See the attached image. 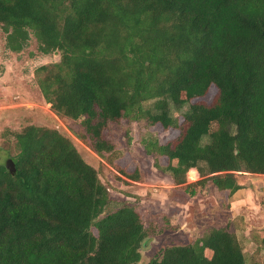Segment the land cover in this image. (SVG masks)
<instances>
[{
    "label": "trees",
    "instance_id": "16d2710c",
    "mask_svg": "<svg viewBox=\"0 0 264 264\" xmlns=\"http://www.w3.org/2000/svg\"><path fill=\"white\" fill-rule=\"evenodd\" d=\"M0 28L13 53L33 36L60 55L35 69L41 95L120 176L143 178L116 154L115 127L139 121L172 131L143 146L176 184L197 179L191 195L211 187L229 208L238 172L264 174V0H0ZM171 105L186 109L181 120ZM13 136L16 174L0 164V264H138L157 234L138 204L105 213L114 198L57 129ZM147 264L247 263L237 236L213 227Z\"/></svg>",
    "mask_w": 264,
    "mask_h": 264
},
{
    "label": "rangeland",
    "instance_id": "374dc122",
    "mask_svg": "<svg viewBox=\"0 0 264 264\" xmlns=\"http://www.w3.org/2000/svg\"><path fill=\"white\" fill-rule=\"evenodd\" d=\"M59 59V54L40 53L33 36L21 53L9 51L0 28V164L13 160L17 152L15 132L32 124L55 128L72 140L110 191L115 202L105 213L126 201L136 203L145 226L156 227V236L143 244L138 264H147L165 247L191 243L213 227L227 228L237 236L247 264H264V174L238 172L243 188L230 200L229 208H225L227 203L222 193L211 187L198 186L197 193L191 195L188 184L197 179L176 184L169 172L154 166V158L143 146L156 136L171 137L172 131L165 132L161 128L149 131L145 123L139 121L123 122L115 127L120 133L116 154L131 157L132 169L142 170L143 178L135 182L120 176L108 157L94 153L78 137L79 123L54 114L41 95L35 69ZM170 111L181 120L186 109L179 111L171 105ZM204 141L207 142V138Z\"/></svg>",
    "mask_w": 264,
    "mask_h": 264
},
{
    "label": "water",
    "instance_id": "95a60500",
    "mask_svg": "<svg viewBox=\"0 0 264 264\" xmlns=\"http://www.w3.org/2000/svg\"><path fill=\"white\" fill-rule=\"evenodd\" d=\"M6 169L8 170L9 173H11L12 175L16 174V168H15V164L13 160H9L6 164Z\"/></svg>",
    "mask_w": 264,
    "mask_h": 264
}]
</instances>
